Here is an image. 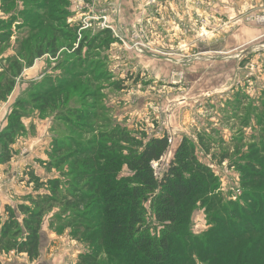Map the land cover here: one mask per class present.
I'll return each instance as SVG.
<instances>
[{
	"label": "rangeland",
	"instance_id": "obj_1",
	"mask_svg": "<svg viewBox=\"0 0 264 264\" xmlns=\"http://www.w3.org/2000/svg\"><path fill=\"white\" fill-rule=\"evenodd\" d=\"M67 3L65 24L77 28V44L70 46L58 39L56 55L47 52L28 61L23 55L35 49L24 47L32 45L29 42L38 30L34 27L29 32L24 24L38 26L39 21L21 14L33 12L36 5L31 0H0V41H5L0 43V82L5 81L6 73L7 79L14 81L12 91L5 98L0 95V134L15 125L16 117L20 126L8 144L9 162L0 163V214L5 206H29L25 196L48 194L45 188L34 191L36 184L29 181L30 175L38 183L58 180L59 191H66L70 167L68 163L59 169L54 165L68 155L59 151L60 147L72 138L85 145L95 140L100 130L114 126L131 130L137 138L144 133V141L167 136L169 150L153 166L157 178L183 139L198 146L200 136L211 138V152L198 148L197 158L214 172L226 200L242 205L247 199L237 168L243 163L239 156L247 152L249 144L258 145L264 137V0ZM104 33L111 42L108 48L99 49L97 60L101 63L93 67L94 72L85 63L83 68L69 63L84 37L89 41ZM86 50L83 48L82 56ZM18 59L22 70L13 78L8 67ZM100 72L105 78L88 86L86 81L92 82ZM54 83L63 85L64 95L69 97L64 111L40 110L31 104L30 96ZM90 105L97 107L95 115L102 109L108 111L103 113L111 121L108 127L97 116L96 124L79 132L75 118L71 123L60 119L71 106L89 109ZM2 143L0 140V149ZM223 150L229 152V158H213ZM128 174L123 168L117 177ZM57 205L42 218L38 259L11 253L0 255V264H76L80 255L89 251L83 242L70 237L71 228L66 224L71 210L64 215V207ZM191 223L194 235L210 227L202 209L195 211ZM105 259L101 264H106Z\"/></svg>",
	"mask_w": 264,
	"mask_h": 264
},
{
	"label": "trees",
	"instance_id": "obj_2",
	"mask_svg": "<svg viewBox=\"0 0 264 264\" xmlns=\"http://www.w3.org/2000/svg\"><path fill=\"white\" fill-rule=\"evenodd\" d=\"M31 1L36 9L21 16L39 21L38 26L32 22L24 24L29 32L35 27L38 35L29 42L31 46L24 47L35 49L30 55L26 52L24 60L32 61L47 52L56 55L60 49L58 39L70 46L77 44V28L65 24L68 0ZM42 29H47L49 34L41 32ZM108 36V33L100 34L89 41L84 37L70 55L73 59L69 63L82 68L85 63L94 72L95 65L101 63L97 60L99 49L108 48L111 42ZM0 43L3 45L5 41ZM83 48L87 49L85 56L81 55ZM20 62L19 59L10 61L8 69L13 78L21 73ZM79 75L72 74V77L79 78ZM4 76L5 81L0 82L1 98L14 86V81L7 79V73ZM104 78L100 72L92 82L86 83L91 87ZM54 84L30 96L34 101L31 104L40 110L61 108L64 111L69 97L64 95L63 85ZM71 107L60 119L71 123L75 118L79 132L91 128V123L96 124L97 116L105 126L111 122L103 114L107 110H99L100 114L95 115L97 107L93 105L89 109ZM15 120V125L0 134L4 142L0 149L3 164L11 158L8 144L19 131V117ZM132 133L114 126L100 130L96 139L85 145L76 142L77 138L63 143L59 151H67L68 155L54 165L59 169L68 163L70 169L65 176L69 178L68 189L60 192L58 180L38 183L30 175L29 181L36 184L34 191L45 188L48 194L25 196L23 199L29 201V206L4 207V215L0 214V255L24 254L29 260H37L42 218L58 204L64 207V215L72 212L66 224L71 228L70 237L89 248L76 264H101L104 256L106 264H264V137L258 145L249 144L247 152L239 156L243 163L237 168L247 200L238 205L226 200L214 172L197 158L198 148L207 154L211 152V138L200 136L198 146L183 139L157 178L152 164H158L167 154V136L144 141V133L139 134L141 138ZM228 154L223 150L212 156L222 161L229 158ZM123 168L128 170V177L118 178ZM198 209L204 211L210 227L194 235L191 220Z\"/></svg>",
	"mask_w": 264,
	"mask_h": 264
},
{
	"label": "built area",
	"instance_id": "obj_3",
	"mask_svg": "<svg viewBox=\"0 0 264 264\" xmlns=\"http://www.w3.org/2000/svg\"><path fill=\"white\" fill-rule=\"evenodd\" d=\"M153 166L155 165V164H152ZM153 170H155V167H153Z\"/></svg>",
	"mask_w": 264,
	"mask_h": 264
}]
</instances>
